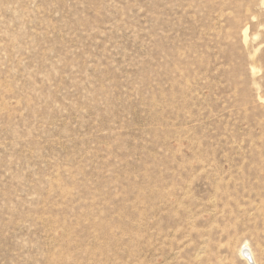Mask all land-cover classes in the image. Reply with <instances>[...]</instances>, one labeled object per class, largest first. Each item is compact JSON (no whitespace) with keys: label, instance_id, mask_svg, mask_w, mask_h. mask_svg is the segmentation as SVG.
<instances>
[{"label":"rangeland","instance_id":"rangeland-1","mask_svg":"<svg viewBox=\"0 0 264 264\" xmlns=\"http://www.w3.org/2000/svg\"><path fill=\"white\" fill-rule=\"evenodd\" d=\"M0 264H264V0H0Z\"/></svg>","mask_w":264,"mask_h":264},{"label":"bare ground","instance_id":"bare-ground-1","mask_svg":"<svg viewBox=\"0 0 264 264\" xmlns=\"http://www.w3.org/2000/svg\"><path fill=\"white\" fill-rule=\"evenodd\" d=\"M246 249V248H245ZM249 250V249H248ZM243 256L248 260V261H255V258H254V254H253V251L250 250L249 251H246V253L243 254ZM256 263V262H255Z\"/></svg>","mask_w":264,"mask_h":264}]
</instances>
